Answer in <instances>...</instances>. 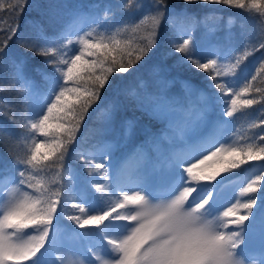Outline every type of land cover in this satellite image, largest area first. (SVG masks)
Returning a JSON list of instances; mask_svg holds the SVG:
<instances>
[{"label": "trees", "instance_id": "1", "mask_svg": "<svg viewBox=\"0 0 264 264\" xmlns=\"http://www.w3.org/2000/svg\"><path fill=\"white\" fill-rule=\"evenodd\" d=\"M0 2L4 4V8L0 9V44L7 39L6 29L17 25L19 27L16 36L8 41L5 52L0 53V186L9 179L12 184L29 189L28 180L24 184L19 182L21 178L16 170V160L29 156L35 144H55L57 141L65 143V148L51 154L47 147H41L40 154L49 152L48 159L35 169L29 166L26 175L34 178L33 182L39 181L37 186L42 190L61 192L63 201H68L67 196L76 190L79 196H83L84 205L90 201L98 209L104 208L106 211L113 203L105 202L104 206L103 198L110 194L108 197H115L118 193L114 191V179L112 181L108 173L110 164L116 165V168L126 164L135 167L146 161L154 177L152 186L148 187L163 192L167 191L165 187H173L172 181L163 173L164 170L173 171L177 168L188 185L196 186V191L209 189L211 193L224 182L242 180L240 186L244 187L257 176L264 175V161L259 160L244 161L237 168L220 171L215 180H186L184 172L185 168L192 165L191 162L196 161L195 164L199 165V161L209 156L218 146L243 148L252 143L264 144L259 140L264 135V126H261L264 121V72L260 70V65L264 64V47H260L264 44V14L261 12L223 4H187L185 0H167L168 13H165L161 21L158 46L152 48L142 60L134 62L127 73H114L110 77L108 87L101 94V101L89 109L75 134V140L66 143L67 138L58 131L62 120L55 113L48 122L50 128L47 136L30 127L35 122L36 113L46 111L49 98L54 99L53 84L57 81L59 84L65 83L63 73L66 66L61 63L46 65L44 57L35 56L22 42L17 43V39L27 37L31 42L40 43L42 37H47L53 42L49 46L64 45L60 47V53L66 59L79 52L77 47L64 43L66 37H73L70 34L71 26L78 19L83 22L84 29L80 36L87 33H91L93 39L115 36L122 44L128 45L127 50L134 51L147 43L152 27L150 16L154 14V0H27V6L22 14H18V19L8 8L16 0ZM125 5L129 7L125 8ZM180 18L186 24H191L188 34L198 43L197 58H217L219 64L227 65L225 76L217 77L216 82L225 85L230 82L235 92H239L246 84L251 85L249 92L241 95L240 99L251 98L256 101L255 104L238 106L233 117L225 115L231 107V99L235 98L232 92L229 97L225 92L221 94L206 72L183 61L182 54L174 52L168 43L169 38H187V35L182 36L184 30L180 28ZM240 57H243L240 65L233 69L232 65ZM92 59L94 57L85 54L83 61ZM83 61L78 63L77 68L83 79L67 82L70 88L79 87L84 90L90 85ZM15 64L25 65L32 74V86L27 91L21 84L15 88L9 87ZM36 68L46 72L38 75ZM190 85L192 91H188ZM200 92L208 102L204 106L205 121L191 134L180 133L177 121L181 120L171 118L170 114L168 119H157L126 103L116 116L112 109L113 101H133L137 96L151 94L164 96L169 101L168 109L172 108L180 117L188 115L187 108L194 114L193 107L186 106L187 101L191 95ZM65 101L74 104L75 95L67 94ZM180 101H183L182 105ZM199 102L202 104L201 100ZM133 117L137 122L136 131L134 123L132 132H129L126 122H122L119 131L116 130L119 121ZM111 122L113 127L110 128ZM215 135H218L216 143H211L207 150L195 157V145H204ZM149 136H156V139L144 145ZM61 152L64 153L63 159L60 158ZM186 155L191 156V161ZM86 160L92 164L85 163ZM100 163L105 165L104 170L92 166ZM218 169L217 158L199 165V170L205 174ZM19 170L24 171V166H19ZM68 176L71 179L68 180ZM96 183H103L105 191H97ZM257 187V193H247L245 202L252 196L256 198V205L247 220L250 225L264 213V181ZM116 196L120 198L121 194ZM115 198L108 200L114 201ZM63 201L54 217V225L50 227L45 247L39 254L53 258L57 253L55 244L58 246L64 240H75L84 249L83 252L92 254L90 248L94 243L91 239H96V228L101 226L106 231L104 223L110 224L113 220L81 228L69 219L72 215H79L78 210L72 207L74 203L72 200L69 204ZM108 239V235L101 237L97 245L113 254Z\"/></svg>", "mask_w": 264, "mask_h": 264}, {"label": "snow or ice", "instance_id": "2", "mask_svg": "<svg viewBox=\"0 0 264 264\" xmlns=\"http://www.w3.org/2000/svg\"><path fill=\"white\" fill-rule=\"evenodd\" d=\"M187 4L204 3V4H223L233 6L238 9L256 10L264 14V0H185ZM27 6V0H16L10 3L8 8L18 19V14H22ZM154 14L150 16L152 27L144 47L127 50L128 45L115 38L99 36L93 39L91 33L77 38L80 44L78 54L69 58H62L60 47L49 46L53 42L47 37H42L40 43L31 42L27 37H19L17 43H23L26 48L32 51L35 56L44 57L46 65L52 66L61 63L66 66L63 73L65 83L53 84L54 99L49 98L46 111L36 113L35 122L31 123V129L47 136L49 132V120L53 118L54 113L60 117L62 123L58 125V131L62 132L67 138L66 143L75 140V134L80 128L81 121L88 113L89 109L101 101V94L108 87L110 77L114 73H127L134 62L142 60L152 48L158 46V38L161 34V21L168 13L167 0H154ZM125 5V8H128ZM4 4L0 2V9ZM174 15V14H172ZM169 15V16H172ZM7 39L0 44V53H4L8 46V41L12 40L19 31L18 25L5 30ZM72 39H67V44L71 45ZM168 43L174 52L182 54V60L191 64L195 69L203 70L208 74V78L213 81L214 87L223 94L231 91L225 84L216 82V78L226 74L223 73L217 58H207L202 60L197 58L196 51L198 43L192 35L187 34V38H169ZM260 47H264L261 44ZM127 50V51H126ZM85 54L94 57L90 61H83ZM59 57V59H57ZM243 57L237 58L232 68L235 69L241 63ZM83 61L86 65L88 80L90 85L81 90L79 87H69L67 82H78L83 79L77 70L78 63ZM261 72H264V64L260 65ZM38 75H43L46 71L36 68ZM32 74L23 64H15L11 73L9 87L15 88L21 84L22 88L27 91L32 86ZM255 79V77H252ZM251 85L246 84L239 92L232 91L231 107L225 112L227 117H233L238 110V106H251L256 103L254 99H240V96L249 92ZM58 88V90H57ZM257 91H261L257 89ZM75 95L74 104H67L65 97L67 94ZM132 105L141 109L148 115L157 119H168L169 101L164 96H154L151 94L140 95L133 101H113L112 109L115 116L124 104ZM63 113L61 117L60 114ZM114 122V121H113ZM113 122L109 127H113ZM122 122H126L129 132L133 130V124L137 122L135 117L125 118L118 122L116 130L122 127ZM264 126V121L261 122ZM156 139V136H149L144 145H148ZM264 142V135L259 137ZM47 147L51 154H55L65 148V143L57 141L55 144H35L31 154L26 158L16 160V170L21 178L20 183L24 184L28 180V187L36 188L39 181L33 182L34 178L28 173V168L35 169L49 157V152L40 154V148ZM63 152L60 158L63 159ZM217 158L219 169L211 174H205L199 170V165H203L207 160ZM264 161V144H249L243 148L218 146L209 156L199 161V165L192 164L184 169L187 173V179L191 181L215 180L220 171H228L230 168H237L244 161ZM85 163L92 164L86 160ZM24 166V171L19 170V166ZM94 168L105 169L103 163L92 165ZM107 174L105 173V176ZM186 179V180H187ZM264 181V175L257 176L255 180L247 184L244 188L246 193H257L258 185ZM42 187V186H41ZM96 190L105 191L103 183H96ZM40 191V189H37ZM196 191V186L184 185L179 195L174 199L161 201L159 203L151 201L145 192L140 189L132 195L125 194L122 199H118L115 205H112L102 214H89L81 204L74 203L80 215H72L70 220L74 221L79 227L84 228L88 225H102L110 219L124 221L131 225L128 233L121 238H110L107 240L113 250V257L110 264H243L239 259L241 246L245 245L244 222L249 219L253 206L256 205V198L252 196L247 203H236L223 211V217L227 218L218 228L216 220L207 218L209 202L212 196L191 206L188 198L192 197ZM27 196V194H25ZM55 197V198H53ZM62 204L61 192H49L48 190L40 191V195L34 198H26L20 201L10 202L7 210L0 218V264H8V261L15 257L31 261L40 253L41 249L49 237L50 227L54 217ZM128 205H134V208L128 209L126 214H122L117 209H126ZM246 210L245 214H239V210ZM32 225L36 235H29L27 240L21 243L12 242L11 235L6 229H26ZM230 225L236 226L231 230ZM97 261L101 257L96 256ZM101 264H109V261H102Z\"/></svg>", "mask_w": 264, "mask_h": 264}, {"label": "rangeland", "instance_id": "3", "mask_svg": "<svg viewBox=\"0 0 264 264\" xmlns=\"http://www.w3.org/2000/svg\"><path fill=\"white\" fill-rule=\"evenodd\" d=\"M179 20L181 21L179 23L180 28L184 30L182 33V36L185 37L189 32V28L191 24L190 23L186 24L183 18H180ZM82 30H83V22L81 20H74L72 23L71 30H70V34L73 37H68V38L66 37L65 39L66 41L64 43L68 46L67 39H72L73 43L70 46H72L73 48L77 47L79 49L80 44L78 43L77 38L80 37ZM220 67L223 73L227 72L228 68L225 63L223 64L220 63ZM222 76H225V74H223ZM226 85L229 87V89H231V91L225 92V95L229 97V94L234 90V86L231 87L230 82H228ZM190 86L191 87L188 88V91L189 89L190 91L193 90L192 85ZM200 100L202 101V104L201 102H199ZM207 103L208 102H207L206 97L203 96L202 93L200 92V93H197V94L195 93L194 95H191L189 100L187 101L186 106L189 105L190 107H193L194 114H191L190 109L187 108L188 115L179 117V115H177L175 111L172 110V108L168 109V112L171 118H175V120L178 118V120L179 119L181 120V121H177V123L180 124L179 125L180 133H183V134L190 133L191 134L193 131L196 132L198 130L199 124L201 125L205 121L206 113L204 111V106ZM179 104L182 105L183 101H180ZM192 136L194 135L192 134ZM210 145L211 143L209 142L205 146H203L202 144L195 145L194 147L195 157H197L198 154H200L202 151H205L206 149H208ZM186 158L190 160L191 156L186 155ZM195 162L196 161H193L191 163L195 164ZM131 168L132 170L128 178L125 180H121L120 183L116 184V186H119L120 188H122L121 190L124 191L125 194H128V195H132L134 194L135 191L142 189L151 201L159 203L161 201L174 199L175 196L179 195V192L182 191V186L188 185L187 181L183 180L184 176L181 175V171L174 166L173 168H176L175 170L173 171L164 170L163 172L165 175L169 177V178L167 177L166 178L172 181V186H173L172 189L170 191H167L165 194H159V195L151 194L145 191V189L147 190L146 187H148V186L145 187V185H151L152 182L154 181L152 171H150L151 169L150 168L148 169L147 167V162L146 161L140 162L138 163L137 166L135 167L131 166ZM145 174L147 175L144 176ZM67 179L69 180L71 179V177L69 176L67 177ZM186 179H187V173H186ZM25 182L27 183V181ZM241 183H242V180H236L232 182L229 181L227 183H224L214 193H211L209 189H205L202 192L196 191L193 193L192 197L188 198V202L190 203L191 206H194L197 202L211 195L212 199L209 202L208 213L206 215L208 219L216 220L217 227L219 228L222 225L223 221L227 219L223 217V211L227 210L228 207L234 206L236 203L243 204L246 202L247 193L244 192V188L245 186H247L248 183L244 185V187L240 186ZM123 186L125 188H123ZM38 188L40 189V191H42L40 186H37L36 188H34L35 190L33 188H29V189L23 188L22 189L21 187L14 185L12 183H7L4 186H0V210L2 211V213H0V217L1 216L3 217V213L7 210L10 202L20 201L26 198H34L36 196H39L40 191L37 190ZM75 191L76 190L72 191V194L74 196H72V194H70V196L69 195L67 196L68 201H63V200L62 201L68 204L71 202V200L73 203L78 202L85 207L86 211H88L89 214H102L103 212L106 211V210H103L104 208L98 209L94 205L95 203L93 204L90 201H87L84 205L82 203L84 202L83 196L82 195L79 196ZM25 194H27V196ZM110 195H106V198H103L104 206H105V202H107V204L113 203V205H115L118 199H122L123 197L122 194L120 198L116 195H115L116 198L113 196L108 197ZM108 198H115V200L114 201L112 199L108 200ZM134 207H135L134 205H128L126 209H123V210L117 209V210L121 211L122 214L124 213L126 214L128 209H131ZM245 213H246V210H244L243 208L239 210V214H245ZM250 215L251 214H249V216ZM252 223L253 224L250 225L248 221L244 222L243 227L245 231L244 233H242V235L245 236V245L241 246V249L239 250L240 251L239 259L243 261V264H264V213H261L258 221H253ZM104 224L107 230L104 231V229L101 226L97 227L96 228L97 232L94 234L96 239H91L92 243H94L93 247L90 248L89 246V248L94 251L96 256L101 257L100 261H97L96 257L94 256L91 259L85 258V256H83L82 254V250L84 249L82 247H79L80 245L77 243V241L64 240L58 246H56L55 244V247L57 248V252L59 253V256L61 255L60 263L61 264H101L102 261H109V264H110V259L113 257L114 253L113 254L107 253L106 250L103 249L102 247H99L97 243L100 241L101 237L103 236L107 237V235L116 237V238L123 237L124 235L128 233L131 225L127 222L117 221V220H113L112 225L109 223L107 224L104 223ZM53 225H54V222L52 223L51 228L53 227ZM235 227L236 226L234 225H230L228 229H221V230H231L232 228H235ZM6 232L9 235H11L12 242L14 243H21L24 240H27L29 235H36V232L32 225H29L28 228L21 229L19 231H17L16 229H6ZM56 248L54 249L55 251H56ZM254 250H257V251L260 250L262 255L258 256L256 255L257 253H255L254 255H249V254H252ZM10 260L18 261V263L12 262ZM10 260L8 261V264H51L50 259H48L46 256H43L39 253L31 261L25 260L24 262H21L23 259H17L15 257L11 258Z\"/></svg>", "mask_w": 264, "mask_h": 264}]
</instances>
